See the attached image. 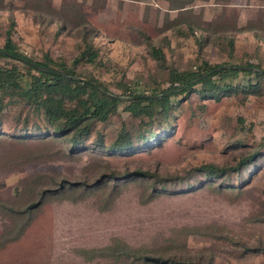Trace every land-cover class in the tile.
<instances>
[{
	"label": "rangeland",
	"instance_id": "374dc122",
	"mask_svg": "<svg viewBox=\"0 0 264 264\" xmlns=\"http://www.w3.org/2000/svg\"><path fill=\"white\" fill-rule=\"evenodd\" d=\"M176 1L0 0V25L5 28L10 19L14 21L13 39L27 54L38 58L49 53L55 59L69 60L82 47L81 29H60L59 21L43 19L38 10L58 11L74 20L82 11L96 31L91 39L99 57L95 63L79 67L117 93L120 91L113 83L122 75L145 92L162 79L161 69L150 54L151 46L161 48L168 63L178 68L202 59L210 63H260L264 67V0H192L183 9H171ZM189 26L194 27L193 34ZM5 62L0 58V64ZM254 77L242 74L238 81ZM173 101L174 129L161 144L125 155H108L103 161L88 154L67 162L33 159L40 144H23L14 137L25 112L18 106H7L0 126V200L14 199L20 182L37 172L72 180L90 177L95 167L107 173L140 169L167 175L202 163L234 165L242 155L264 144V86L259 95L238 93L214 101L192 94ZM123 108L121 104L118 114L100 126L106 139L128 119ZM142 189L138 180L131 181L111 204L91 195L77 201L49 199L19 238L0 248V264H153L125 255L90 257V251L117 239L132 248L149 250L150 256L165 258L167 254L159 250L167 246L175 229L214 221L226 225L227 236L190 235L183 252L186 261L264 264V252H243V248L264 244L263 159L241 195L200 189L147 199ZM9 219L0 214V234L10 225Z\"/></svg>",
	"mask_w": 264,
	"mask_h": 264
},
{
	"label": "trees",
	"instance_id": "16d2710c",
	"mask_svg": "<svg viewBox=\"0 0 264 264\" xmlns=\"http://www.w3.org/2000/svg\"><path fill=\"white\" fill-rule=\"evenodd\" d=\"M191 1L177 0L171 4V9H183ZM38 11L43 19L59 21L60 29L80 28L82 47L69 60L55 59L49 53L36 58L21 50L13 39L15 23L12 19L7 27L0 25V58L7 60L0 64V126L7 106H18L21 113L24 111L22 125L14 137L23 144H40L41 149L33 155L35 160L67 162L88 154L103 161L108 155L148 150L161 144L174 129L176 106L173 98L187 99L198 94L205 100L220 101L238 93L245 97L259 95L264 86V67L260 63H210L202 59L193 66L178 68L168 63L161 48L151 46L150 54L161 69L162 79H155L156 86L145 92L139 84L133 86L122 75L113 83L120 91L117 93L108 83L79 67L83 63H95L99 57V50L91 39L96 31L85 19V14L81 11L74 20L56 10ZM193 28L189 26L192 34ZM200 37L206 40V37ZM242 74H254V80L238 81ZM235 80L238 82L232 84ZM163 83L166 87L162 88ZM121 104H124L128 119L106 139L100 126L118 114ZM261 146L242 155L234 165L202 163L182 173L167 175L140 169L107 173L99 167H95L90 177L77 180L51 172L34 173L20 182L14 199L0 200V214L10 216V225L0 234V248L18 239L33 215L49 199L77 201L91 195L104 204H111L122 188L135 180L140 182L142 194L147 199L200 189L241 195L260 161L263 159L264 162ZM227 232L225 224L215 221L185 224L175 229L167 246L159 250V253L167 254L165 258L150 256L149 250L132 248L117 239L108 246L91 250L90 257L125 255L153 264H204L199 259L186 261L183 252L187 238L190 235L220 238L226 237ZM249 251L264 252V244L243 248L244 253ZM205 264L213 263L209 260Z\"/></svg>",
	"mask_w": 264,
	"mask_h": 264
}]
</instances>
